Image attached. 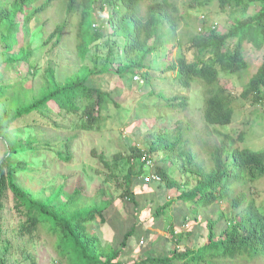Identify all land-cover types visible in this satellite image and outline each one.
<instances>
[{"label": "trees", "instance_id": "obj_1", "mask_svg": "<svg viewBox=\"0 0 264 264\" xmlns=\"http://www.w3.org/2000/svg\"><path fill=\"white\" fill-rule=\"evenodd\" d=\"M218 2L221 12L233 18L229 31L219 34L203 20L202 34L188 35L186 43L179 40L168 47L169 57L177 46L182 50L166 69H158L171 72L178 88L172 85V92L165 94L151 87L147 99L148 111L156 110L164 120V112L172 115L189 108L191 91L201 92L203 100L196 103L203 118L179 121L174 130L151 131L148 152L132 145L129 153H119L111 161L99 154L107 180L116 183L121 194L116 197L111 188H102L91 198L80 188L73 192L63 184L53 188L55 181L43 185L36 175L55 160L71 163L74 140L100 129L110 106L119 107L110 92L92 82L93 77L140 74L153 82L151 71L156 67L151 58L162 53L166 34L172 44L185 20L180 7L175 0H0V139L7 145L0 161V264H36L28 245L42 237L51 242L58 264H264V202L259 191L264 149L240 146L232 136L237 132L233 126L237 110L246 103L264 104V60L251 74L246 59L248 45L264 50V0ZM255 5L261 8L251 16ZM74 17L79 18L80 58L86 60L92 47L101 43L96 45L101 67L83 66L64 81L49 69L37 90L27 89L23 80L8 83L2 68L15 70L23 64L37 76L40 56L61 43ZM222 74L243 80L237 97L227 95ZM174 90L180 95H173ZM184 91L191 97L182 95ZM54 129L66 137L59 149L37 135ZM243 139L244 133L239 141ZM165 151L170 161L174 154L184 160L181 172L186 181L181 172L176 179L168 167L151 168L142 161L146 155L155 163L154 155ZM154 174L161 177L160 183L145 181ZM165 188L178 191L175 200H164ZM139 191L158 200L155 204L154 198L148 199L151 210L156 205L153 219L146 220L144 209L124 233L112 208L126 201L139 206ZM176 202L184 207L173 212ZM165 222L175 248L154 250L149 256L140 253L139 232L144 231L143 238L152 246L150 228ZM192 223L202 229L187 230Z\"/></svg>", "mask_w": 264, "mask_h": 264}, {"label": "rangeland", "instance_id": "obj_2", "mask_svg": "<svg viewBox=\"0 0 264 264\" xmlns=\"http://www.w3.org/2000/svg\"><path fill=\"white\" fill-rule=\"evenodd\" d=\"M180 7L181 13L185 20L181 23L178 33L172 39V44L169 45V36H165V46L162 53L158 51L152 56L156 71L152 70L153 82L144 81L140 74H137L140 79L135 80V76L127 74L125 77L120 78L112 73L100 74L92 78V82L98 85L101 89L110 92L112 97L119 103V107L113 105L110 106L109 112H105L106 116L102 120L100 129H96L91 132H86L81 135L79 139H75L73 142L72 154L73 159L71 163L64 161H53L49 167L43 172L36 175L37 179L43 184L47 185L49 182L55 181L57 188L61 184L66 185V190L73 192L76 188H80L84 193L94 198L100 189L111 188L112 193L119 196L121 193L118 191L116 183L107 180V174L102 164H100L98 157L99 154L104 153L105 158L108 161L114 159L115 155L119 153H129V148L133 145L137 146L142 151L148 152L150 146V132L164 131L166 128L174 130L178 126L179 121H193L201 120L203 118V109L197 106L196 101L203 100L199 93H187L182 92V95H187L191 98V104L188 109L176 110L169 115L168 112H164L167 117L164 120H160L157 116V111L152 110L149 112V93L151 87L158 93L159 89H163L165 94L172 92L171 86L177 89V81L173 77V74L161 72L159 68L166 69L167 65L178 57L182 48L176 47L173 51V56L169 57L168 47L176 45L179 40L184 43L187 42L189 36L195 34H202V21L206 20L208 26H214L219 34H225L229 31L233 24V18L228 13H222L219 8L218 0H175ZM260 5H255L250 9L249 15H254L260 10ZM55 21H59L56 18ZM78 17L70 18V21L65 27L61 43H55L53 48H48L40 58V68L36 75H32L28 71V67L23 64L19 65L15 70H4V77L8 83L15 81H26L27 89H39L44 85L46 73L49 69L55 72V77L59 81H64L67 77L77 73L83 66L94 67L96 64L101 67L98 58L101 60L100 52L95 46L92 47L91 52L87 56L86 60L80 58L78 54ZM99 25H96V29ZM23 31L20 36L21 39L25 37ZM175 47V46H174ZM98 57V58H97ZM246 59L249 63L250 72H257L259 65L264 60V50L258 51L253 46L248 45L246 47ZM149 64V62H148ZM156 64V65H155ZM147 72L150 70L147 69ZM166 71V70H165ZM139 73V72H138ZM222 86L225 87L227 95L237 97L243 91V80H239L236 76L222 74ZM161 77L162 79H159ZM170 78V79H169ZM248 77L245 78L247 80ZM162 80V84H161ZM152 85V86H151ZM221 91V90H220ZM173 95H180L178 90H174ZM191 95V96H190ZM155 103V102H153ZM156 111V112H155ZM150 113L152 118H149ZM233 126L237 128V132L233 134V138L240 144V146H249L254 149H264V104L253 106L251 103H246L237 110ZM166 131V130H165ZM233 132V131H232ZM244 133V139L239 141L241 134ZM21 135V134H20ZM46 141L51 142L52 146L56 149L65 141L66 137L62 132L58 130H45V133L40 135ZM61 149V148H60ZM7 151V145L4 140L0 139V161L3 159ZM169 152L165 151L161 155L159 152L154 155V165L168 167V172L174 177L179 178L182 171V163L184 160L178 158L174 154V160L167 159ZM177 158H176V157ZM163 162V163H162ZM104 169V170H103ZM153 168L152 170H154ZM147 170V169H146ZM149 171V169L147 170ZM182 173V172H181ZM183 181H186L185 173L181 175ZM180 179V178H179ZM31 187L37 188V184H31ZM261 199L264 202V179L259 185ZM157 185L155 184L153 189L157 192ZM136 191V187H133ZM138 193L137 201L139 206L126 201L116 203L112 208L113 219H117V223H120L122 231L125 233L129 231L135 222V217L140 215L144 209H146V220L153 219V215L158 204V200L146 193ZM178 195V191L174 190L169 192L165 188L164 200H175ZM155 199V206L153 210L150 208V200ZM150 198V200H148ZM100 201V199L98 200ZM12 205V203H11ZM182 207L178 202L173 205V212ZM184 207V206H183ZM182 207V208H183ZM149 208V209H148ZM177 209V210H176ZM169 214L171 217L173 214ZM8 218L11 217L10 213H7ZM138 221V220H137ZM223 221V220H222ZM140 221H138L139 223ZM8 225H11V221L8 219ZM223 225V222H222ZM198 226V227H197ZM154 236L152 238V246L149 245L150 241L144 237V231L139 232L140 238H137V244L140 245L139 252L146 256L153 253L154 250H172L175 248V243L172 241V237L167 229V222L163 227H151ZM186 229V226L184 227ZM183 229V230H184ZM202 226L192 223L187 226V230H201ZM178 232L182 231V228L177 227ZM172 239V240H171ZM144 242V244H142ZM184 243L180 245L184 249ZM28 250L33 254L36 264H58V257L52 247L51 242L42 237L40 240L30 243ZM138 252V253H139ZM139 255V254H138ZM136 255V257H138Z\"/></svg>", "mask_w": 264, "mask_h": 264}, {"label": "built area", "instance_id": "obj_3", "mask_svg": "<svg viewBox=\"0 0 264 264\" xmlns=\"http://www.w3.org/2000/svg\"><path fill=\"white\" fill-rule=\"evenodd\" d=\"M140 77L137 75L135 76V80H139ZM142 161L143 162H146L147 166L148 167H154V163L145 155L143 158H142ZM146 182H158L160 183L161 182V177L158 176V175H149L147 177L144 178ZM142 244H144V242H142Z\"/></svg>", "mask_w": 264, "mask_h": 264}]
</instances>
